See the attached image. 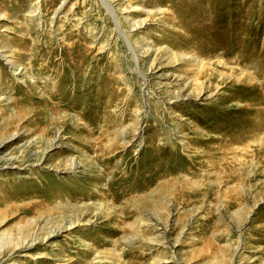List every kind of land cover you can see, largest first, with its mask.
<instances>
[{
  "label": "rangeland",
  "instance_id": "1",
  "mask_svg": "<svg viewBox=\"0 0 264 264\" xmlns=\"http://www.w3.org/2000/svg\"><path fill=\"white\" fill-rule=\"evenodd\" d=\"M260 112L264 0H0V264H264Z\"/></svg>",
  "mask_w": 264,
  "mask_h": 264
},
{
  "label": "bare ground",
  "instance_id": "2",
  "mask_svg": "<svg viewBox=\"0 0 264 264\" xmlns=\"http://www.w3.org/2000/svg\"><path fill=\"white\" fill-rule=\"evenodd\" d=\"M140 23V22H138ZM133 24L132 26H134ZM222 98V97H221ZM225 98V97H224ZM214 125L210 124L208 131H212ZM264 130V113L260 112V117L259 119L254 123L253 126L246 127V128H241L238 131H230V133L238 132L239 134L246 135L248 137H253L256 138L261 132Z\"/></svg>",
  "mask_w": 264,
  "mask_h": 264
}]
</instances>
